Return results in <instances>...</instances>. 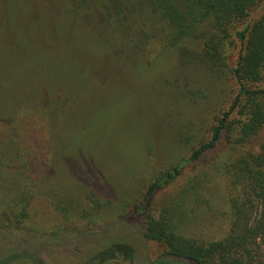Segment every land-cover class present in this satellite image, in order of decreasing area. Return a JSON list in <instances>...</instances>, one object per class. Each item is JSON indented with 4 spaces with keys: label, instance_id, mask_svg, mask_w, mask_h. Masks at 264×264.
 Listing matches in <instances>:
<instances>
[{
    "label": "rangeland",
    "instance_id": "obj_1",
    "mask_svg": "<svg viewBox=\"0 0 264 264\" xmlns=\"http://www.w3.org/2000/svg\"><path fill=\"white\" fill-rule=\"evenodd\" d=\"M57 2L0 0V11L8 14L7 24L0 17V140L11 150L14 143L22 145L25 152L32 143L42 158L27 165L23 175L17 165L0 162V214L16 196L21 204L16 211L24 204L19 199L28 201L20 226L0 229V259L23 249L36 253L37 264H83L122 243L134 249L137 264H146L162 250L144 237V213L128 210L127 204L145 193L153 171L188 155L184 139L192 145L205 136L213 113L225 105L230 83L190 69L177 75L180 91L166 89L165 83L156 93L152 83L159 79L158 68L111 69L103 39L70 26L71 15ZM96 77H101L98 84ZM186 83L193 95L183 97ZM56 91L65 98L54 97ZM30 99L42 114L26 113ZM147 106L160 113L149 115ZM12 126L16 134L9 137ZM261 143L264 126L247 149L257 152ZM233 155L221 147L210 152L158 196L160 202H175L188 189L181 196L180 221L187 236L208 240L223 233L225 181L217 167Z\"/></svg>",
    "mask_w": 264,
    "mask_h": 264
},
{
    "label": "trees",
    "instance_id": "obj_2",
    "mask_svg": "<svg viewBox=\"0 0 264 264\" xmlns=\"http://www.w3.org/2000/svg\"><path fill=\"white\" fill-rule=\"evenodd\" d=\"M58 1L65 4L64 8L71 15L70 26L93 30L103 39L110 50L107 57L113 65L111 69L116 65H122V69L124 66L158 68L159 79L152 83L156 93L165 83L166 89L171 86L173 91L174 83L179 81L177 75L190 69L211 78H225L230 83L225 105L213 113L205 136L192 145L189 137L184 139L188 155L167 168L153 171L145 193L127 204L128 210L144 213V237L162 250L146 264H264V143L258 146L257 152L247 149L264 126V0ZM51 11L52 16L55 15ZM0 17L8 23L7 12L0 11ZM167 59L172 60L170 68L163 67ZM22 67L23 61L19 65L20 72ZM17 75L19 77V72ZM100 78L96 77V84ZM176 88L180 91L179 85ZM182 89L183 97L193 93L187 83ZM4 90L5 87L2 96ZM57 93L62 94L56 91L54 97ZM26 101V113L42 114L35 100ZM9 107L6 105L5 110ZM143 108L149 115L152 113L150 106ZM136 109L132 119H137ZM160 110L152 114L157 115ZM15 132V127H10L9 137ZM28 140L32 141V136ZM7 145L0 140V162L17 165L22 175L27 165L32 167L34 162L42 160L35 154L32 143L26 147L29 152L23 151L22 145L14 143V150ZM220 147L234 150V155L217 167L225 181V229L218 238H192L184 234L180 225L181 196L184 197L188 189L179 192V199L170 204L157 198L173 186L188 166L194 168ZM17 198L0 214V229L12 223L20 226L26 218L28 201L19 199L24 204L16 211L21 206L15 202ZM33 259L28 251L19 250L2 257L0 264ZM138 261L133 248L115 243L83 264H137Z\"/></svg>",
    "mask_w": 264,
    "mask_h": 264
},
{
    "label": "flooded vegetation",
    "instance_id": "obj_3",
    "mask_svg": "<svg viewBox=\"0 0 264 264\" xmlns=\"http://www.w3.org/2000/svg\"><path fill=\"white\" fill-rule=\"evenodd\" d=\"M23 250V249H22ZM17 251H19V250H17ZM26 251H28V253L34 258L33 259V261H31V260H25V261H29L30 263H32V264H37V259H38V256L36 255V253H34V252H32V251H29V250H26ZM16 252V251H15ZM13 253V252H12ZM18 261H24V260H18ZM14 262H16V261H14ZM13 263V262H12ZM11 264V263H10Z\"/></svg>",
    "mask_w": 264,
    "mask_h": 264
}]
</instances>
